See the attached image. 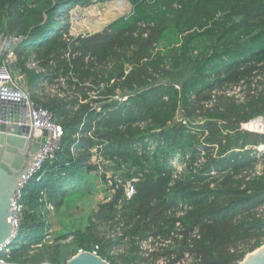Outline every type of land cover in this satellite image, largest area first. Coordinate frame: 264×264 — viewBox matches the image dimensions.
<instances>
[{"label": "trees", "instance_id": "obj_1", "mask_svg": "<svg viewBox=\"0 0 264 264\" xmlns=\"http://www.w3.org/2000/svg\"><path fill=\"white\" fill-rule=\"evenodd\" d=\"M128 1L102 30L75 35L71 10L94 0H0V33L24 36L16 69L63 128L23 189L5 261L67 264L99 243L111 264H238L264 245V132L243 127L264 121V0ZM31 56L45 72L26 67ZM233 86L242 99L223 91ZM99 177L113 198L83 228L52 235L44 209L96 190ZM119 225L115 238L103 230ZM148 238L157 250L145 256ZM121 242L124 252L112 254Z\"/></svg>", "mask_w": 264, "mask_h": 264}, {"label": "built area", "instance_id": "obj_2", "mask_svg": "<svg viewBox=\"0 0 264 264\" xmlns=\"http://www.w3.org/2000/svg\"><path fill=\"white\" fill-rule=\"evenodd\" d=\"M23 35H9L6 33H0V116L3 115H18L20 117L19 123L29 125L41 135L43 130L48 131V138L45 145L39 149V151L34 155L31 160L27 171L20 177L16 189L10 199L11 203V218L12 224L15 226L11 230V236L5 241V243L0 245V260L5 261L1 256L5 250H9L12 243L18 238L20 233V226L23 220L24 214V203L22 201L23 189L26 184L30 181V179L38 173V171L42 168L44 162L53 158L56 150L60 147L61 138L63 135V128L60 124H58L53 117V114L47 108H44L40 105H37L31 97V93L26 87V85H20L18 80L15 78L12 66L16 68L15 62L17 60V55L15 49L17 46L23 41ZM28 69L35 70L37 73L45 72V68H43L39 61L35 59V56H31L25 63ZM17 70V69H16ZM61 83H64L63 78H60ZM239 88L243 89L241 86H233V87H225L223 91L228 95H234L232 93V89ZM47 90L53 94H57L60 97L67 96L65 92L56 89L54 86L48 87ZM217 91V90H216ZM212 98V101L215 98V92ZM221 92V90H218ZM237 97V96H236ZM118 98V96H116ZM238 98V97H237ZM242 99V98H240ZM0 120H3L1 118ZM178 120H183V116H178ZM244 128L246 124L243 125ZM249 129V128H247ZM251 130V128H250ZM253 130V129H252ZM177 161V162H176ZM174 161V166H176V174L180 173L183 169V163L181 161ZM181 165V166H180ZM134 179L133 181H136ZM132 182H128V184L124 187L123 198H131L135 193L136 189ZM116 192V188H112L111 192L104 197V201H109L113 198L114 193ZM122 200H119L121 203ZM182 207V205H181ZM177 215H180V210L176 211ZM177 225H180L178 222ZM118 235H122L121 226H116L115 229H111L108 237L115 238ZM198 235V232L195 231L193 236ZM176 236L181 237L178 233ZM152 238H148L147 240L142 242V252L145 256H148L152 251L157 250V246L154 248L150 245ZM172 242V239H158L156 245H165L166 243ZM100 244H95V247L92 252L95 255H99ZM126 245L124 242H121L119 245L113 247L111 249V253L118 255L124 252ZM81 249L80 251H83ZM88 251V250H87ZM188 261L190 260L189 254L186 255ZM160 264H165L164 261L160 262Z\"/></svg>", "mask_w": 264, "mask_h": 264}, {"label": "water", "instance_id": "obj_3", "mask_svg": "<svg viewBox=\"0 0 264 264\" xmlns=\"http://www.w3.org/2000/svg\"><path fill=\"white\" fill-rule=\"evenodd\" d=\"M18 81V80H17ZM20 85L25 82L18 81ZM0 245L11 236L12 224L10 199L16 189L20 177L34 155L42 148L48 138V131L43 130L36 136V131L29 125L20 124L18 115L0 116ZM263 117L253 121H261ZM244 127V126H243ZM264 132V131H263ZM0 264H20L0 260ZM39 264H54L42 262ZM67 264H111L100 255L83 250L72 256ZM238 264H264V245L249 253Z\"/></svg>", "mask_w": 264, "mask_h": 264}, {"label": "rangeland", "instance_id": "obj_4", "mask_svg": "<svg viewBox=\"0 0 264 264\" xmlns=\"http://www.w3.org/2000/svg\"><path fill=\"white\" fill-rule=\"evenodd\" d=\"M130 10L131 4L128 0H94L92 3L77 6L70 12L71 33L75 35H86L98 32L110 21L120 15L128 13ZM11 69L17 80L26 82L25 76L16 70L15 66H12ZM232 93L238 98H243L244 96L243 89H232ZM179 115L181 116V114ZM255 124L258 125V127H254L253 130L260 132L264 131L263 120ZM108 185L109 183L105 182L102 177H99L94 184L96 190L94 189L93 191L91 187L90 191L86 192L82 188H79L65 196V200L58 210L50 205L48 208L46 207L47 209H44L43 212L44 218L48 220L51 225L52 235L56 232L83 228L94 208L97 207L100 201H104V197L111 192V190H107ZM108 228L109 227H106V229L104 228L103 230L109 234L110 231H108Z\"/></svg>", "mask_w": 264, "mask_h": 264}, {"label": "bare ground", "instance_id": "obj_5", "mask_svg": "<svg viewBox=\"0 0 264 264\" xmlns=\"http://www.w3.org/2000/svg\"><path fill=\"white\" fill-rule=\"evenodd\" d=\"M261 121H257V122H254V121H252V122H250V123H247L246 124V127L247 128H251V129H253L254 127H258V125H256L255 123H260ZM263 127V126H262Z\"/></svg>", "mask_w": 264, "mask_h": 264}, {"label": "crops", "instance_id": "obj_6", "mask_svg": "<svg viewBox=\"0 0 264 264\" xmlns=\"http://www.w3.org/2000/svg\"><path fill=\"white\" fill-rule=\"evenodd\" d=\"M38 135V133H36V136ZM95 209V208H94Z\"/></svg>", "mask_w": 264, "mask_h": 264}, {"label": "clouds", "instance_id": "obj_7", "mask_svg": "<svg viewBox=\"0 0 264 264\" xmlns=\"http://www.w3.org/2000/svg\"><path fill=\"white\" fill-rule=\"evenodd\" d=\"M25 85V84H24Z\"/></svg>", "mask_w": 264, "mask_h": 264}]
</instances>
